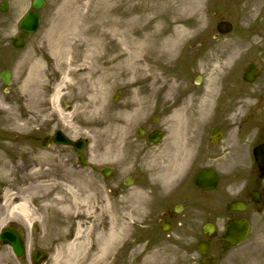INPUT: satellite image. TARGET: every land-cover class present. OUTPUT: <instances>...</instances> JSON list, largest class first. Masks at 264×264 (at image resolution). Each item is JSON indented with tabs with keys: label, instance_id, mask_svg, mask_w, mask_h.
<instances>
[{
	"label": "rangeland",
	"instance_id": "1",
	"mask_svg": "<svg viewBox=\"0 0 264 264\" xmlns=\"http://www.w3.org/2000/svg\"><path fill=\"white\" fill-rule=\"evenodd\" d=\"M3 1L8 3V7L5 11L0 10V71H11V83L6 90L0 79V162H23L25 169L30 164L32 171L27 169L30 172L28 184L36 177L50 184L34 194L23 192L27 184L22 185L19 180L24 170H17L13 165L15 171L10 172L6 179L3 178L4 171L2 174L0 171V229L9 223L20 227L29 238L32 250L37 248L47 254L41 264H53L56 254L59 264H71L67 260L69 256L63 235L66 232L67 239L72 238L77 212L81 213L82 226L96 225L95 230L89 232L90 244L93 242L95 246L110 228L114 231L105 196L106 183L111 179L98 171L100 167L111 165L120 175L129 174L136 178L132 185L127 186L126 221L119 220L121 231L116 235L111 232L114 236L105 260L95 264H198L199 254L193 238H190L191 244H185L176 234L167 236L161 233L146 247L145 238H138L139 224L146 223L142 229H156L154 215L149 213L146 190L137 188L145 178L150 175L151 180L157 173L155 157L160 154L161 144L145 142L135 131L139 126L151 128L154 125L152 118L160 115L162 121L159 126L165 133L162 144L167 145L169 134L179 125L173 120L177 115L169 116L167 110L175 104L181 92H189L184 102L186 115L192 121L202 112L207 115L208 123L219 118L235 119V86L249 85L242 81L240 74L237 77V70L241 71L247 61H255L262 70L253 85H264V0H203L198 8L180 9L183 21L177 24L187 27L190 35L183 40L176 54L156 57L153 67L160 77L154 86L150 78H144L133 85L126 80L119 81L105 90L108 125L104 133L99 132V128L96 131L94 127L83 126L73 117L74 101H61L66 120L59 118L48 102L38 107L30 95V81L32 76H37L40 84L48 81L44 90L47 98L53 83L61 76L56 69L57 64L72 56L71 52L65 51V46L72 41L76 22L78 24L76 10L94 12L110 9L118 0H45L44 6L38 10L40 26L25 39L21 49L12 48L11 40L18 33V20L31 8L30 0ZM140 2L148 4L149 1ZM120 3L119 12L130 7L128 0H120ZM221 17L231 21L233 28L229 33L214 38L215 25ZM164 25V34L173 30L174 24L169 17ZM197 75L202 78L195 83ZM73 76L76 79V74H68V78ZM170 81H174L176 87H169ZM59 104L57 101L56 105ZM56 128H61L71 138L86 140L83 152L94 169L78 168L67 146H40L42 137ZM66 185L77 191L74 192L75 198L63 188ZM6 189L13 193L9 201H16L25 194L30 196L33 220L29 225L19 218L1 221L8 217L4 204L6 196L3 195ZM54 197L68 204L69 208L60 212L45 209L44 203ZM85 197L89 201L82 204ZM87 207L89 214L85 210ZM251 223L248 237L236 246L224 244L217 232L208 251L213 253L215 264H264V211L255 212ZM84 235L85 232L82 233ZM120 236L125 240L124 251L119 248ZM31 255L27 251L22 258H16L8 246L0 244V264H32Z\"/></svg>",
	"mask_w": 264,
	"mask_h": 264
},
{
	"label": "flooded vegetation",
	"instance_id": "2",
	"mask_svg": "<svg viewBox=\"0 0 264 264\" xmlns=\"http://www.w3.org/2000/svg\"><path fill=\"white\" fill-rule=\"evenodd\" d=\"M259 77L260 74L254 82H247L248 86H235V119L219 118L208 123L207 117L200 114L192 121L186 115L184 102L189 92H181L167 110L169 116L177 115L173 120L179 125L169 134L165 145L162 144L165 133L159 126L162 117L152 118L154 125L145 129L142 138L152 143L150 137L158 132L159 141L152 144H161V150L155 157L157 173L151 180L149 175L137 188L146 190L149 213L154 215L156 227L142 229L146 223L139 224L137 234L138 238H145L144 247L161 233L176 234L185 244H191L193 238L196 244L213 235L203 230L205 223H212L216 229L221 222L223 228V223L230 219L250 220L254 212L264 209V175L253 156L254 147L264 143V85H253ZM73 153L78 168L94 169L89 159H86L88 165L81 166L79 153ZM109 167L111 180L105 186L106 208L116 235L121 231L119 220L126 221L128 214V174L120 175L114 166ZM199 172L202 173L197 183ZM236 202H241L242 210L234 208ZM163 226L168 230H163ZM124 245L123 240L119 245L123 251Z\"/></svg>",
	"mask_w": 264,
	"mask_h": 264
},
{
	"label": "bare ground",
	"instance_id": "3",
	"mask_svg": "<svg viewBox=\"0 0 264 264\" xmlns=\"http://www.w3.org/2000/svg\"><path fill=\"white\" fill-rule=\"evenodd\" d=\"M128 1H130V7L123 12L117 11L119 4L123 2L120 3V0L110 9L94 12L76 10L75 18L78 24L76 22L72 41L65 46V51L71 52L72 56L57 64L56 69L61 72V76L53 83L51 94L47 98L44 94L48 81L40 84L37 76L31 78L30 95L38 103V107L48 102L58 113L59 118L66 120L61 101L64 99L74 101L73 117H76L83 126L89 129L94 127L96 131L99 128V132L104 133L108 125L107 106L104 104L105 90L108 87L123 80L133 85L144 78H150L153 86L157 83L160 76L156 75L153 67L156 57L163 58L162 56L168 57L170 53L176 54L183 40L191 33L184 25L177 24L183 21L180 9L198 8L203 0H143L149 1L148 4H142L140 0ZM167 17L174 26L171 32L164 34V22ZM68 74H76L77 77L76 79L74 76L68 78ZM168 86L173 88L176 84L170 81ZM57 101L60 106L56 105ZM13 165L17 167V170H24L19 180L22 185L27 184L23 187V192L31 191L30 193L34 194L41 187L44 188V185L48 187L50 184L45 180H39V177L35 178L32 186L30 185L32 183L28 184L30 172L28 173L27 169L30 164L26 165L25 169L23 162L20 164L0 162L1 174L2 170L4 171L3 178L6 179L10 172L15 171L12 168ZM29 170L32 171V168ZM63 188L74 194V198L77 196L73 187L66 185ZM3 195L6 196L4 204H6L8 217H3L1 221L3 222L6 218H19L29 225L33 220V211L29 205L30 196L25 194L16 201H9L13 193H9L8 189ZM57 197L44 203L43 207L54 209L55 212L68 209V204L62 203ZM88 201L85 197L82 199V204ZM85 210L89 214L90 209L87 207ZM92 210L93 208L91 212ZM76 214V227L72 238L67 239L66 232L63 235L64 246L69 256L67 260L71 264L103 262L113 236L111 231L108 230L105 235L103 233V239L96 242L94 246L88 239L89 232L94 231L96 225L82 226L79 215L81 213ZM83 232H85L84 237ZM57 255L53 264H59Z\"/></svg>",
	"mask_w": 264,
	"mask_h": 264
},
{
	"label": "water",
	"instance_id": "4",
	"mask_svg": "<svg viewBox=\"0 0 264 264\" xmlns=\"http://www.w3.org/2000/svg\"><path fill=\"white\" fill-rule=\"evenodd\" d=\"M44 0H32L31 5L33 8H39L43 5ZM6 8V4L3 3L2 9ZM39 25V15L33 11L29 10L27 11L24 16L21 18V20L18 23V28L21 30L19 33V36L16 37L12 41V46L14 48H21L23 46V40L25 37H27L30 33L35 32L37 27ZM230 29L229 23H220L218 25V30L221 32H227ZM9 71L5 70L0 73V78L2 79L4 84H9ZM249 74H246L245 78L250 80L252 79V76H248ZM47 140V137H45L44 141L42 142V145H44V142ZM53 143H63L68 144L71 143L76 150H80L83 141H77L73 142L67 139L61 131L58 129L55 131L54 136L52 138ZM82 160V159H81ZM83 161V160H82ZM106 173V170L104 171ZM249 224L246 220H238V221H231L226 224L225 226V232L223 233V238L229 240L231 243H238L248 233ZM0 242L7 243L12 247L13 252L16 254V256L20 257L24 253V244L23 239L20 235V233L11 227H5L0 232ZM207 244H199V249L201 251L206 250ZM44 254L40 252H36L33 256V264H38L39 261H41L42 258H44ZM201 264H209L208 260H203Z\"/></svg>",
	"mask_w": 264,
	"mask_h": 264
}]
</instances>
